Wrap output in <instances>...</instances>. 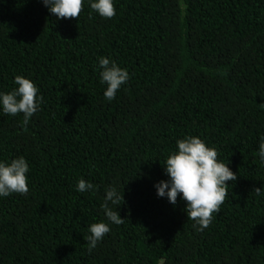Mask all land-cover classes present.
<instances>
[{
  "label": "trees",
  "instance_id": "obj_1",
  "mask_svg": "<svg viewBox=\"0 0 264 264\" xmlns=\"http://www.w3.org/2000/svg\"><path fill=\"white\" fill-rule=\"evenodd\" d=\"M57 19L42 0H0V91L30 79L43 97L27 125L0 112V161L29 164L27 194L0 198V264H264V0H114ZM126 68L104 98L98 58ZM196 136L237 174L212 223L158 197L176 141ZM83 179L97 186L78 192ZM115 186L110 224L88 228Z\"/></svg>",
  "mask_w": 264,
  "mask_h": 264
},
{
  "label": "clouds",
  "instance_id": "obj_2",
  "mask_svg": "<svg viewBox=\"0 0 264 264\" xmlns=\"http://www.w3.org/2000/svg\"><path fill=\"white\" fill-rule=\"evenodd\" d=\"M43 5L57 19L78 18L84 0H42ZM90 8L100 17L110 19L115 16L114 0H88ZM100 83L107 85L103 95L105 100L112 102L117 92L129 80L126 68L106 57L98 58ZM16 85L10 92L0 91V112L16 116L23 114V122L27 125L30 119L40 110L43 97L38 95L39 88L30 79L17 75ZM258 155L264 162V137H261ZM214 147H209L196 136H185L176 141V150L166 159L164 167L167 180L154 185L158 197L167 198L176 205L177 198L186 202V214L193 220L197 231H203L212 223L213 214L219 211L227 193V181H236L237 174L228 164L217 159ZM29 164L25 157L20 156L11 162L0 161V198L13 193L27 194ZM97 186L80 179L75 190L81 193L94 192ZM257 195H264L261 188L255 189ZM123 199L115 186H108L100 207L107 222L101 221L89 226L87 237L88 251H93L99 242L111 230L110 224L119 225L123 222L118 210H113Z\"/></svg>",
  "mask_w": 264,
  "mask_h": 264
}]
</instances>
